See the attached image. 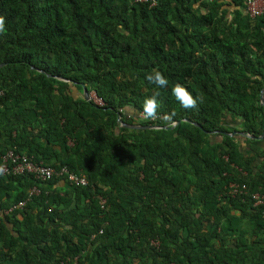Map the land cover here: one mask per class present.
Masks as SVG:
<instances>
[{
	"label": "trees",
	"instance_id": "trees-1",
	"mask_svg": "<svg viewBox=\"0 0 264 264\" xmlns=\"http://www.w3.org/2000/svg\"><path fill=\"white\" fill-rule=\"evenodd\" d=\"M246 9L0 0V156L87 180L0 174V264H264V205L253 199L264 192V137L230 136L264 131V11ZM154 70L167 86L148 82ZM177 84L196 108L182 107ZM157 93V117L141 119Z\"/></svg>",
	"mask_w": 264,
	"mask_h": 264
},
{
	"label": "built area",
	"instance_id": "built-area-1",
	"mask_svg": "<svg viewBox=\"0 0 264 264\" xmlns=\"http://www.w3.org/2000/svg\"><path fill=\"white\" fill-rule=\"evenodd\" d=\"M135 2H147L148 0H134ZM260 0H247V9L246 13L251 17L259 16L263 11L264 7L261 8L258 5ZM95 102L101 104V102L95 99ZM140 118L145 119L143 113L140 114ZM153 120V119H151ZM0 174L2 175H23L28 174L32 175L36 180L46 182L52 178L64 177L66 176L70 184L76 186H85L87 180L84 176H77L74 173L68 171L67 167L63 166L59 170H55L52 167H46L42 165L41 162H35L32 157L27 155L16 153L14 150H9L4 155L0 156ZM245 188V187H244ZM231 189H234V192H238L239 188L236 185H231ZM238 189V190H237ZM35 194H38L36 188H32L29 191L28 197H31ZM254 205H264V192L256 193L253 196ZM27 200L17 203L13 206V209H21L24 207ZM98 204L100 208H105L106 201L104 198H98ZM101 233V232H100ZM156 244V243H155ZM58 264H76V259L60 261Z\"/></svg>",
	"mask_w": 264,
	"mask_h": 264
},
{
	"label": "clouds",
	"instance_id": "clouds-1",
	"mask_svg": "<svg viewBox=\"0 0 264 264\" xmlns=\"http://www.w3.org/2000/svg\"><path fill=\"white\" fill-rule=\"evenodd\" d=\"M4 24V17L0 16V33L5 31ZM146 79L148 82L153 83L158 87H165L168 84V80L158 70H154L152 74H149L146 77ZM173 94L185 109H194L197 107L199 98H193L183 86L179 84L175 85L173 88ZM157 95L158 93L144 101L143 115L145 119H155L157 117V109L159 107V102L156 98Z\"/></svg>",
	"mask_w": 264,
	"mask_h": 264
},
{
	"label": "water",
	"instance_id": "water-1",
	"mask_svg": "<svg viewBox=\"0 0 264 264\" xmlns=\"http://www.w3.org/2000/svg\"><path fill=\"white\" fill-rule=\"evenodd\" d=\"M1 66V65H0ZM263 93H264V90L261 91V95H260V105L264 107V99H263ZM82 94H83V97L86 101H89V97H88V94H87V91H86V88L83 86V91H82ZM186 122H189L191 123L190 121L188 120H184ZM119 123L122 127H126V128H129V129H141V128H151V129H156V128H161V127H157V126H154V127H143V126H136V125H126L124 124L123 122H121L119 120ZM179 124V121L178 122H174L172 123V125L170 127H162L163 129L165 130H168V129H173L174 127H176L177 125ZM198 126V125H196ZM231 137L233 136H237V137H241L243 139H257V140H262L263 137H264V131L262 133V135L258 138H255L254 136H250V135H247V134H244L242 132H233L230 134Z\"/></svg>",
	"mask_w": 264,
	"mask_h": 264
},
{
	"label": "rangeland",
	"instance_id": "rangeland-1",
	"mask_svg": "<svg viewBox=\"0 0 264 264\" xmlns=\"http://www.w3.org/2000/svg\"><path fill=\"white\" fill-rule=\"evenodd\" d=\"M258 5H259L261 8H263V7H264V0H260V1L258 2ZM75 93L77 94V96H80L78 92L75 91ZM91 97H92V99H94V100L96 99V98L94 97L93 94L91 95ZM216 140H220V139H219V138H216ZM241 140H242V139H241Z\"/></svg>",
	"mask_w": 264,
	"mask_h": 264
}]
</instances>
